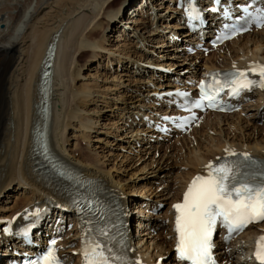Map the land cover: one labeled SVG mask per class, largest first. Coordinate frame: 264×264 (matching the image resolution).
<instances>
[{"label":"bare ground","instance_id":"6f19581e","mask_svg":"<svg viewBox=\"0 0 264 264\" xmlns=\"http://www.w3.org/2000/svg\"><path fill=\"white\" fill-rule=\"evenodd\" d=\"M119 1L0 0V201L15 183L29 191L28 198H15L12 213L0 219H12L17 215L19 220L25 219L34 210L43 209L47 200L54 199L52 192L38 181L32 156L34 134L42 124L39 113L41 65L48 46L59 33L50 95L54 111V146L86 175L109 185L132 213L131 219L139 220L133 241L138 264H176L172 254L176 243L173 206L181 202L194 176L201 174L210 163L232 153L264 160V88L244 101L245 118L241 112L232 115L206 113L188 135L177 136V139L173 136L171 140H166L150 125L151 122L161 123V118L172 107L166 97L161 99L156 95H164L177 85L184 87L189 82L187 78L197 79L210 70L250 69L259 62L264 63V29L228 42L212 51L207 59L189 57L186 48L194 47V42L178 24L176 0H142L141 10L129 4L137 0ZM62 5L68 10L66 17L53 27L51 14ZM119 14L127 17L125 22L120 23ZM114 19L119 31L112 41L111 32L104 35V31L113 26ZM100 20L106 22L107 28L103 30L102 39L96 40L92 36L103 24ZM50 28L52 30L48 31ZM106 43H116V52L110 62L115 59L114 63L125 70L90 75L93 81L111 84L102 85L105 89L101 91H93L87 84L78 88L77 84L86 79L81 62L87 57L96 61L105 51L111 54ZM150 44L153 50L147 48ZM165 49L171 52L168 61H158L147 54H158ZM118 57L129 61L122 64L123 60L119 62ZM203 59L205 70L198 75L197 66ZM154 64L173 70L163 76L160 70L153 68ZM184 64L191 70L186 79L179 72ZM108 93L109 100L102 101L107 99L104 96ZM102 102L105 105L113 103L112 115L118 117L112 123L117 132L115 139L100 136L93 139L97 144L107 143V147L92 145L90 134L98 127L108 126L101 123L105 111ZM204 129L206 132H198ZM70 143L73 148L68 146ZM182 145L190 153L183 154L179 150ZM123 156L126 161L130 157L131 167L120 159ZM111 164L113 166L109 167ZM126 171L131 173L127 180L120 176ZM144 204L166 207V211L153 216L144 211ZM135 205L138 209L132 211ZM48 207H51L49 202ZM78 234L75 229L62 242L70 247L66 251L70 260L75 258L73 246L78 243ZM263 234L264 223L249 229L239 242H233L230 252L219 245L217 255L226 259L225 264H252L251 252H247L243 244L254 242ZM74 261L80 264L81 260L75 258Z\"/></svg>","mask_w":264,"mask_h":264},{"label":"snow or ice","instance_id":"6c2138e0","mask_svg":"<svg viewBox=\"0 0 264 264\" xmlns=\"http://www.w3.org/2000/svg\"><path fill=\"white\" fill-rule=\"evenodd\" d=\"M259 75L260 86L264 87V67L260 68ZM251 84L253 81L247 80L240 86L246 88ZM243 158L249 159L247 155ZM207 168V176H197L192 181L183 203L173 206L177 212V250L180 257L191 264H211V237L218 218L230 230L264 221V182L250 183L239 166L234 164L214 166L210 163ZM261 178L264 180V173H261ZM97 249H100L99 244L91 254L85 249L86 264H108V257ZM255 257L259 264H264V236L257 241ZM54 261L55 256L51 252L43 258V264H53Z\"/></svg>","mask_w":264,"mask_h":264},{"label":"rangeland","instance_id":"374dc122","mask_svg":"<svg viewBox=\"0 0 264 264\" xmlns=\"http://www.w3.org/2000/svg\"><path fill=\"white\" fill-rule=\"evenodd\" d=\"M128 0H126V2H127ZM142 0H137V1H130L131 3H129V4H132V8H134V9H136V10H139L138 8H136V7H138V5L140 4V2H141ZM119 2H121V0L119 1ZM119 2L118 3H115L114 5H116L115 6V8L116 7H118L117 5L119 4ZM129 2V1H128ZM128 4V3H127ZM128 4V5H129ZM63 6V7H62ZM62 6H60L59 8H58V11H56V13L53 15V14H51V16L53 17V27H55L56 26V22H58V23H60V22H62L63 21V18H65L66 17V13H67V9H66V6H64V5H62ZM152 5H150L149 7H151ZM65 7V8H64ZM125 7V6H124ZM67 10V11H66ZM61 11V12H60ZM138 12H140V11H138ZM43 13V12H42ZM62 17V18H61ZM117 17H119L121 20H120V23L121 22H125V20L127 19V17H125V15H121V14H119ZM118 18V19H119ZM58 19H60V20H58ZM58 20V21H57ZM100 21H103V24L99 27V29H96L95 30V32H94V35L92 36L93 38H96V40H101L102 39V37L104 36V35H106L107 33H109V32H111V35L113 36L112 38H111V40L113 41V39H115L116 40V38H117V36H118V31H119V28L118 29H116V21H115V19L113 20V22L111 23L113 26H111L110 25V27L108 28V29H106L105 31H104V35L102 34L103 33V30L105 29V28H107V25H106V22L104 21V20H100ZM115 26V27H114ZM52 27V28H53ZM52 28H50V30L48 29V31H51L52 30ZM54 29V28H53ZM95 40V39H94ZM175 44V43H174ZM29 44H27V46H28ZM26 46V47H27ZM105 47H107V49H110L111 51H112V53L111 54H109V52L108 53H106V51L104 52V53H101L100 54V57H97V59H96V61H92L91 59H90V57H87L86 59V61H83V62H81V64L82 65H84L83 66V70H84V75L86 76V79L85 80H83V81H80L77 85H78V88H79V86L81 87V85L82 84H87L88 86H90V88H92V90L93 91H99V89H100V91H101V89H105V87L108 85H111L110 83H105V82H103V81H97L96 82V80H94L93 81V79H90V75L92 76V75H95V73L96 72H102V73H104V75L106 74V73H109V72H115V70H117V73H121L122 71H124L125 70V68L121 65V66H117V64L116 63H114L115 62V59L112 61V62H110V58L111 57H113V53L114 52H116V47H117V45H116V43H112V45H111V43H106V46ZM150 47V48H149ZM148 49H152L151 48V44L150 45H148V47H147ZM167 49V48H166ZM163 50V51H161L160 53H147L148 55H151L150 57H153L154 59H157L158 61H168V60H170L169 58V56H170V50ZM153 50V49H152ZM165 53V54H164ZM160 55V56H159ZM104 58H103V57ZM211 56V55H210ZM210 56H208V57H210ZM155 57H157V58H155ZM159 57V58H158ZM207 57V58H208ZM215 57V56H214ZM219 57V56H218ZM206 58V59H207ZM92 59H94V58H92ZM118 59H120V61L119 62H122V60H123V62H122V64L124 63V61L126 60V61H129V60H127V58H124V57H122V58H119L118 57ZM160 59V60H159ZM214 61H216V60H214ZM131 62V61H130ZM164 63V62H163ZM157 64H160V63H157ZM157 64H154L153 65V68H155V69H157V70H160V74H162L163 76H165V74L166 73H170L172 70H173V68H168V66H164V65H157ZM188 64H184L182 67H181V69H180V75H182V78L183 79H186L185 77H187L190 73H191V70L188 68ZM203 66L205 67V65H204V60L197 66V70L200 72V70H199V67H202V69H203ZM144 68V67H143ZM165 70V71H164ZM205 70V68L203 69V71ZM169 71V72H168ZM117 73H115V74H117ZM96 76V75H95ZM102 78V77H101ZM92 81V82H91ZM97 83L99 86L98 87H95L96 85H95V83ZM93 85H95V86H93ZM102 85L103 86H105L104 88L102 87ZM95 87V88H94ZM100 87V88H99ZM98 89V90H97ZM107 94V93H106ZM109 95H106V96H104L105 98H107V99H102V101H107V100H109V97H110V93H108ZM112 96L114 95V94H111ZM109 96V97H108ZM101 106V105H100ZM113 103H112V105H109V104H107V105H105V102H102V107H104L105 108V111L103 112V116H101L102 117V119H101V123L103 124V125H106L107 127H98V129H96V130H94L92 133H90L91 134V138H92V145H99V147H107V143H100V144H97V143H95L94 142V140L93 139H95V138H97V137H102V138H105V139H107V140H113V138L115 139L116 138V136L114 135L115 133H117L115 130H114V128H113V126L114 125H112V123H113V121H117L118 120V117H114V115H112V110H113ZM91 108V107H90ZM113 116V117H112ZM105 118V119H104ZM242 118H244V117H242ZM110 122V123H109ZM113 128V129H112ZM198 132H206V129H204V131H198ZM73 143L75 142V141H72ZM72 143V144H73ZM84 144V143H83ZM82 144V146L85 148L86 147V144H84L83 145ZM69 147H72L73 148V145H71V143H70V145H68ZM185 145H182L180 148H179V150L181 151V152H183V154L185 153V154H188V153H186L187 151H189V149L187 148V147H184ZM95 148V147H94ZM188 149V150H187ZM189 153H190V151H189ZM125 160H124V159ZM178 157H176L175 159H174V161L177 159ZM121 160H123V161H125L126 163L125 164H127V165H129V167H131L132 165H133V163H131V165H130V161H131V159H130V157L128 158V161H126V157L125 156H123V157H121L120 158ZM124 164V165H125ZM123 165V164H122ZM111 166H113V164H111V165H109V167H111ZM128 168V167H127ZM121 174V173H120ZM130 174L131 173H127V171L126 172H124V174H122V175H120L121 177H123L124 179L126 178V180L130 177ZM135 183L137 184L138 182L137 181H135ZM20 185L19 184H17V183H15L12 187L13 188H11L9 191V193H7L6 195H5V197H3L2 198V200L0 201V207H2L1 208V210H0V216H5V217H7V216H9L11 213H12V207H13V205L15 204V201H16V199L17 198H28V193H29V191H26L24 188H22V185L19 187ZM139 188V187H138ZM136 193H137V191H136ZM138 193H139V191H138ZM137 196H139V195H137ZM16 198V199H15ZM142 199H143V197H142ZM137 208H138V206L137 205H135L134 207L132 206V208H131V210L133 211V210H137ZM10 209V210H9ZM164 211H166V207H163V209L160 211V213L161 214H164L165 212ZM154 219V218H153ZM156 219H158V218H156ZM135 234H137V232H135Z\"/></svg>","mask_w":264,"mask_h":264},{"label":"water","instance_id":"95a60500","mask_svg":"<svg viewBox=\"0 0 264 264\" xmlns=\"http://www.w3.org/2000/svg\"><path fill=\"white\" fill-rule=\"evenodd\" d=\"M52 53L51 52H47L46 56L44 57L43 61H42V65H43V69H42V73L43 77H42V86L44 87L47 82L49 81L50 75L52 74Z\"/></svg>","mask_w":264,"mask_h":264}]
</instances>
